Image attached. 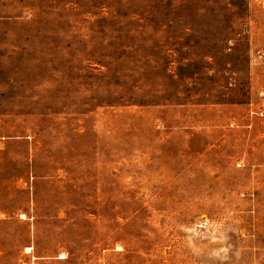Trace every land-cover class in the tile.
<instances>
[{
	"label": "rangeland",
	"instance_id": "rangeland-1",
	"mask_svg": "<svg viewBox=\"0 0 264 264\" xmlns=\"http://www.w3.org/2000/svg\"><path fill=\"white\" fill-rule=\"evenodd\" d=\"M0 264H264V0H0Z\"/></svg>",
	"mask_w": 264,
	"mask_h": 264
}]
</instances>
